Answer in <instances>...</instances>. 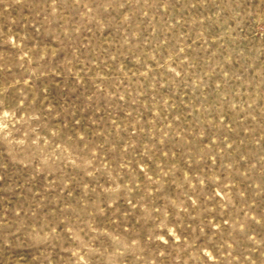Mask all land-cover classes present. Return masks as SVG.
<instances>
[{"label":"rangeland","instance_id":"374dc122","mask_svg":"<svg viewBox=\"0 0 264 264\" xmlns=\"http://www.w3.org/2000/svg\"><path fill=\"white\" fill-rule=\"evenodd\" d=\"M0 264H264V0H0Z\"/></svg>","mask_w":264,"mask_h":264}]
</instances>
